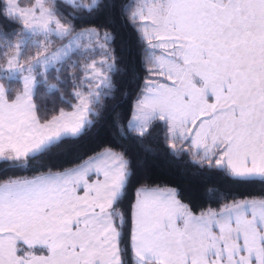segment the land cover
<instances>
[{
  "label": "snow or ice",
  "instance_id": "1",
  "mask_svg": "<svg viewBox=\"0 0 264 264\" xmlns=\"http://www.w3.org/2000/svg\"><path fill=\"white\" fill-rule=\"evenodd\" d=\"M0 264H264V0H0Z\"/></svg>",
  "mask_w": 264,
  "mask_h": 264
},
{
  "label": "trees",
  "instance_id": "2",
  "mask_svg": "<svg viewBox=\"0 0 264 264\" xmlns=\"http://www.w3.org/2000/svg\"><path fill=\"white\" fill-rule=\"evenodd\" d=\"M118 40L122 42L123 47H117L118 66L123 70L122 74L114 77V82L119 89L116 92V100L108 102V108L111 109L114 103L121 100V92L125 89L132 91L128 84V79L133 70L141 71V50L137 42L136 33L131 27H125L120 33ZM134 97L129 96V99L123 103L122 111L125 116L128 115ZM116 129L112 126L111 117L101 119L96 128L86 137H84L78 145L70 147L69 151H76L82 156H86L100 143L109 142L115 134ZM136 151H139L136 149ZM143 157V154H141ZM144 167L148 174L157 183H167L173 186H178L186 201H194L203 203L198 197L206 190L207 187H220V183L204 184L190 175H185L180 171L179 166L169 163L167 160L160 157H143ZM213 181L218 178L215 173L209 174ZM143 173L141 174V178ZM216 206V205H212Z\"/></svg>",
  "mask_w": 264,
  "mask_h": 264
}]
</instances>
